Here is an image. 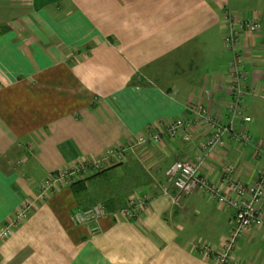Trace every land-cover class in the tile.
Returning <instances> with one entry per match:
<instances>
[{
  "label": "crops",
  "instance_id": "obj_1",
  "mask_svg": "<svg viewBox=\"0 0 264 264\" xmlns=\"http://www.w3.org/2000/svg\"><path fill=\"white\" fill-rule=\"evenodd\" d=\"M228 17L263 24L241 33V48L256 91L246 102L247 128L264 144V0H0V228L28 209L0 241V264H213L195 244L223 245L235 211L200 191L174 204L166 171L200 158L208 180L221 183L226 172L229 194V185L254 183L263 167L255 144L233 133L225 147L203 150L211 128L188 109L202 105L229 120ZM187 115L189 142L164 133L157 144L132 147ZM242 124L235 121L234 133ZM114 148L126 150L122 163L82 173ZM69 170L78 172L41 194ZM77 182L85 185L80 194L71 188ZM135 193L149 196L147 209L135 220L118 216ZM110 201L115 213L74 221ZM236 257L264 264V230L245 232Z\"/></svg>",
  "mask_w": 264,
  "mask_h": 264
},
{
  "label": "built area",
  "instance_id": "obj_2",
  "mask_svg": "<svg viewBox=\"0 0 264 264\" xmlns=\"http://www.w3.org/2000/svg\"><path fill=\"white\" fill-rule=\"evenodd\" d=\"M230 25L229 32L225 36V47L232 55V62L229 69V91L232 94V101L228 104L229 120L224 121L221 117L214 116L209 109L202 105L192 104L188 109L196 115L205 126L211 128V134L204 143L203 150L213 152L226 146L225 135L233 133V138L242 144H255L257 153L263 158V167L259 171L257 180L254 183L235 182L229 185L232 193L226 194V172L221 179V183H214L200 173L201 162L198 158L196 163L177 161L166 171L168 183L177 190V195L173 198V203L178 205L183 196L192 194L195 191L202 192L209 199H214L219 205L235 211V227L230 231L228 240L221 246L215 247L210 244H195L196 252L213 264H244L236 257L239 250V242L243 234L254 228L264 230V210L262 203L264 200V144L262 142H252L248 132V124L252 118L246 115V102L249 95H256V91L248 85L246 71V57L241 48V33L248 32L257 34L262 31L263 24L258 19L244 20L228 17ZM188 116V115H187ZM197 119V120H198ZM237 119L242 120V129L234 133V124ZM196 122V121H195ZM194 122H190L189 116L173 120L166 123L162 130L150 136H139L132 147H141L148 142L159 143L162 134L166 133L171 139L181 136L184 141L191 140L190 130ZM130 147V149H132ZM125 149L114 148L107 151L100 158H90L83 174L91 171L94 174L100 173L109 168L114 163L125 160ZM231 172V167L226 169ZM78 170H69L52 176L41 188V194L45 195L56 184L64 179L73 177ZM149 196L144 194H134L129 200L127 207L118 212V216L127 220H135L147 209ZM28 209L23 208L19 212L18 220L12 221L0 228V241L7 240L14 235L16 226L20 220L27 218ZM106 210L102 205L95 204L84 210L78 211L73 217L77 224H88L98 222L100 218L106 216Z\"/></svg>",
  "mask_w": 264,
  "mask_h": 264
},
{
  "label": "trees",
  "instance_id": "obj_3",
  "mask_svg": "<svg viewBox=\"0 0 264 264\" xmlns=\"http://www.w3.org/2000/svg\"><path fill=\"white\" fill-rule=\"evenodd\" d=\"M111 168V167H110ZM109 168V169H110ZM108 170V169H107ZM107 170H105V171H102V172H100V173H98V174H96V175H99V174H102V173H104V172H106ZM85 187V185H84V183L83 182H77V183H75V184H72V186H71V188L74 190V193H76V194H80V192L83 190V189H85L84 188ZM128 204V201L126 202L125 201V203H124V205L119 209V210H117V211H120L121 209H124V208H126L127 205ZM99 205H101V204H99ZM102 206L104 207V209L106 210V213H109V212H114V211H112V209H111V206H112V202L110 201V202H104L103 204H102ZM116 211V212H117ZM115 213V212H114Z\"/></svg>",
  "mask_w": 264,
  "mask_h": 264
},
{
  "label": "bare ground",
  "instance_id": "obj_4",
  "mask_svg": "<svg viewBox=\"0 0 264 264\" xmlns=\"http://www.w3.org/2000/svg\"><path fill=\"white\" fill-rule=\"evenodd\" d=\"M120 163H122V162H120ZM112 165H113V164H112ZM112 165H111V166H112ZM171 165H172V164H171ZM171 165H170V166H171ZM111 166H110V167H111ZM107 169H108V168H107ZM107 169H105V170H107ZM105 170H104V171H105ZM97 174H98V173H97Z\"/></svg>",
  "mask_w": 264,
  "mask_h": 264
},
{
  "label": "rangeland",
  "instance_id": "obj_5",
  "mask_svg": "<svg viewBox=\"0 0 264 264\" xmlns=\"http://www.w3.org/2000/svg\"><path fill=\"white\" fill-rule=\"evenodd\" d=\"M224 43H225V38H224ZM8 240V239H7Z\"/></svg>",
  "mask_w": 264,
  "mask_h": 264
}]
</instances>
